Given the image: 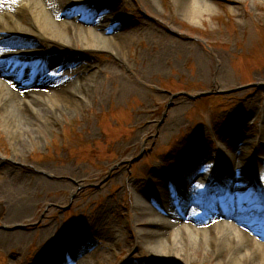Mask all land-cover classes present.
<instances>
[{
  "label": "rangeland",
  "instance_id": "374dc122",
  "mask_svg": "<svg viewBox=\"0 0 264 264\" xmlns=\"http://www.w3.org/2000/svg\"><path fill=\"white\" fill-rule=\"evenodd\" d=\"M127 1L139 36L126 62L96 54L108 61L95 88L100 101L78 104L19 155L0 124V264H60L77 241L108 246L106 262L91 251L90 264H203L167 262L159 248L135 244L136 195L165 172L175 178L186 157L217 156L220 133L235 135L234 119L259 111L243 135L255 157L264 125V0H207L212 11L198 22L178 16L172 0H146V8ZM104 8L96 2L81 14L96 18ZM65 68L53 63L42 80L62 82ZM245 191L247 199L259 194L252 184ZM219 198L231 196L223 190ZM108 224L125 235V249L97 234ZM23 230L29 234L16 235Z\"/></svg>",
  "mask_w": 264,
  "mask_h": 264
},
{
  "label": "bare ground",
  "instance_id": "6f19581e",
  "mask_svg": "<svg viewBox=\"0 0 264 264\" xmlns=\"http://www.w3.org/2000/svg\"><path fill=\"white\" fill-rule=\"evenodd\" d=\"M145 1L140 0L144 8ZM96 2L105 6L100 16L81 14ZM172 2L177 15L189 22H198L212 11L207 0ZM126 6L127 0H0V124L15 141L18 155L39 139V133L52 129L56 119L77 110L78 104L85 107L92 99L100 101L95 88L108 61L96 54L108 53L126 62L134 36H139V21L125 12ZM57 47L62 49L57 52ZM73 51L82 53L84 60L80 62ZM14 54L25 57L11 58ZM56 62L66 67L61 71L62 82L41 80ZM26 63L30 66L23 71ZM255 114L247 112L234 119L235 135L232 127V132L226 128L220 133L217 156L186 157L174 180L168 181L169 172H165L153 189L136 195V245L145 242L152 250L159 248L167 262L264 264V232L256 227L264 222V125L254 158L249 157L254 144L243 137ZM205 181H212L206 194L202 192ZM249 184L261 190L251 200L245 198ZM223 190L229 192L230 200L217 198ZM122 211H115L116 216H124ZM105 216L103 210L99 214L103 229ZM107 227L97 234L125 249L129 245L125 235H116L112 225ZM22 232L16 235L29 234ZM80 243L74 247L71 240L74 248L58 257V263L65 264L64 259L66 264H90L85 257L91 251L106 262L108 246L98 249L95 244L80 247Z\"/></svg>",
  "mask_w": 264,
  "mask_h": 264
},
{
  "label": "water",
  "instance_id": "95a60500",
  "mask_svg": "<svg viewBox=\"0 0 264 264\" xmlns=\"http://www.w3.org/2000/svg\"><path fill=\"white\" fill-rule=\"evenodd\" d=\"M175 96H176V95H174L173 97H175ZM200 96L202 97V96H204V94H203V95L196 96V97L190 96V98L193 99V100H196V99L199 98ZM137 160H139V159H137Z\"/></svg>",
  "mask_w": 264,
  "mask_h": 264
}]
</instances>
